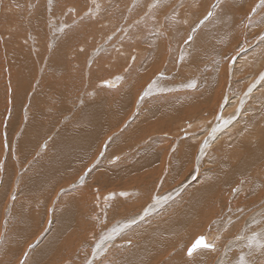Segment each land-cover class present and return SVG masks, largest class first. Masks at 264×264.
Returning a JSON list of instances; mask_svg holds the SVG:
<instances>
[{
	"label": "rangeland",
	"instance_id": "obj_1",
	"mask_svg": "<svg viewBox=\"0 0 264 264\" xmlns=\"http://www.w3.org/2000/svg\"><path fill=\"white\" fill-rule=\"evenodd\" d=\"M0 17V264H133L128 253L156 246L135 264H191L197 235L215 241L197 264H264V0H0ZM83 105L101 107L99 121L63 126ZM57 130L95 148L65 139L76 157L58 143L47 161L77 163L61 181L71 187L9 216L13 162L43 161ZM171 219L183 235L167 226L140 244L139 232Z\"/></svg>",
	"mask_w": 264,
	"mask_h": 264
},
{
	"label": "crops",
	"instance_id": "obj_2",
	"mask_svg": "<svg viewBox=\"0 0 264 264\" xmlns=\"http://www.w3.org/2000/svg\"><path fill=\"white\" fill-rule=\"evenodd\" d=\"M92 96H94V93H93ZM93 108H97V107H90L89 108V106H88L83 111L80 110V114L79 113L77 114V121H80V126L83 127V129L88 128L90 126L89 119L87 118V120H86V117L84 119L83 115L85 116V115L90 114L88 116H94V114H93L94 112L92 110ZM97 113L98 112H96L94 118L99 119V117H96V116L97 115L100 116V114L99 113L97 114ZM72 118H74V117L72 116ZM69 119H71V118L68 117V119L65 122H64V120H65L64 119L63 120V123H65V125H67L69 123H72L74 121H75V123H77L76 119L75 120L72 119L71 121ZM81 119H83V120H81ZM65 125H63V126H65ZM67 130L69 132L71 129H67ZM58 132H59V130H58ZM60 132H62V131H60ZM60 132L58 133L59 136H55V138L53 139L54 147L53 148L52 147H47L49 151L52 150L50 152H47V154L46 153L44 154L45 155V158L47 157L46 159H48V160H50L49 159V156L54 151L55 147L58 146V143H59L60 140H61L60 142H62V143H59L60 144V147H62L63 144L64 145L66 144V142L63 140L64 138H61V133ZM64 132H65V130H64ZM139 132H141V131H139ZM63 134H64V136H62V137H65V134H66V136H68L67 132L66 133H63ZM130 134H134V140L136 141V137H137L136 131L135 132H134V130L133 131H130ZM141 138H142L141 137V134L139 133L138 134V140H140ZM65 139H67V138L65 137ZM86 139L88 140V138H86ZM56 141H58V142L56 143ZM87 142L91 143V140H88ZM87 142L85 143V146L88 145ZM72 145H74V144L69 145L68 151H67V147H66L67 144L65 145V147H66L65 149H66L67 152H69V151H72L73 152V149H74L75 153H77L76 155H78L79 153H81L79 151L80 149L78 148L77 145H74V146H72ZM75 146L77 147V149H76ZM73 147H75V148H73ZM50 148H52V149H50ZM61 151H63V150H61ZM44 152H45V149H44ZM60 154H61V152H60ZM82 155L86 156V154H84V153ZM39 157H44V156H41L40 155ZM58 158L59 157L56 156V158H54V159H58ZM115 158L116 157L114 156L112 159H115ZM44 160L45 159H43V161L39 162V160H37V158H35L34 160L28 162L27 160L26 161H23V160H19L18 159L17 161L25 162L22 165V167L25 165V167L22 170H21L22 167L19 168V163L13 162L14 169H15L14 170V174L12 176L13 179L12 178H9L6 181L11 186V189H10L11 190V194L9 195V199L11 200V203H10L9 206H7V214H9V216L14 212L13 218H21L22 214L24 212L27 213L28 210L40 211V208L39 207H36L34 205L39 196H52L54 194V191L53 190L59 189V187H61V188L67 187V186L71 187L70 186V183H68V184H66V185L63 186L61 184V181L64 180V179H72V178H74V176L72 174H74V173H76L78 171L77 163H74V166H75L74 168H67L68 162H64L62 160H59V162H56L54 164V168H53V167L50 166L49 162H47L45 164ZM63 162H64V164H63ZM70 162H69V166H71L70 164H72V162L71 163ZM44 164L47 165V167L50 166L51 168L50 169H47V167ZM60 165H61V168L59 167ZM55 167H58V168H55ZM63 169H66L67 170L66 171V174H63L62 173L61 170H63ZM44 170H48L49 172H52V173H54L57 170L55 173H57L59 171V175L55 176L56 177L55 178V177H52L51 175L49 176V174H47ZM24 171H25V173H24ZM70 171H71V173L69 174ZM21 172H22V174H21ZM92 172L93 171L91 170V171H88L87 173L91 176ZM120 172L122 173L121 176H119ZM42 173H44V176H43ZM114 176H118L119 178L121 177L123 179L125 177V172H123L122 170H118L117 175H114ZM21 180H23V181H21ZM30 184H32V185H30ZM125 185H126V183H123L122 186H125ZM23 187L24 188L27 187V188H25V190H24ZM37 189H39V190H37ZM26 190L27 191L29 190L28 191L29 193H27ZM30 191H32V192H30ZM24 192H25V194H24ZM17 198H19V199H17ZM17 201L18 202L20 201L19 204H21L22 206L21 205L19 206ZM44 203H45V201L44 200H41L37 204H44ZM15 204H17V205H15ZM17 206H19V208H21V207H23V208L19 209ZM23 210H24V212H23ZM26 219H28V218L26 217Z\"/></svg>",
	"mask_w": 264,
	"mask_h": 264
},
{
	"label": "bare ground",
	"instance_id": "obj_3",
	"mask_svg": "<svg viewBox=\"0 0 264 264\" xmlns=\"http://www.w3.org/2000/svg\"><path fill=\"white\" fill-rule=\"evenodd\" d=\"M3 9V8H2ZM1 9V10H2ZM1 18V17H0ZM1 21H3V20H1ZM1 25V24H0ZM210 25V24H209ZM3 26V25H2ZM3 28V27H2ZM204 28H206L207 30H208V25L206 26V27H204ZM203 28V29H204ZM205 30V29H204ZM201 31V30H200ZM202 32V31H201ZM204 32V31H203ZM198 34H200V33H197V36H198ZM11 37V36H10ZM9 39V38H8ZM13 39L11 38V41H12ZM0 44H1V41H0ZM6 44V43H5ZM10 44V43H9ZM8 44H6V46H7ZM12 45V44H11ZM11 45H9V48L10 47H12ZM191 46V45H190ZM8 47V46H7ZM17 47H18V45H17ZM12 49H13V47H12ZM18 49H20V48H18ZM16 51V50H15ZM182 53H184V51H182ZM14 57H15V55H14ZM16 58V57H15ZM15 60V59H14ZM18 60V59H17ZM14 62V61H13ZM43 62V61H42ZM32 63V62H31ZM33 64V63H32ZM86 64V63H85ZM25 65H26V63H25ZM160 70V69H159ZM113 76V75H112ZM114 77V76H113ZM111 78V77H110ZM110 78H108L107 80L105 79V82H103V83H105L106 85H114L115 86V84H113V82L111 81V79ZM151 78V77H150ZM103 80V79H102ZM101 80V81H102ZM109 80V82H106V81H108ZM114 80H115V82H117L116 81V78H114ZM166 80V79H165ZM193 80V79H192ZM160 81V80H159ZM187 81H191V80H189V79H187L186 80V82ZM83 82V81H82ZM100 82V81H99ZM99 82H97V83H99ZM193 82V81H192ZM131 83V82H130ZM165 83V82H164ZM132 84V83H131ZM130 84V85H131ZM182 84H184V83H182ZM171 85V84H170ZM117 86V85H116ZM162 86H163V84H162ZM161 86V87H162ZM169 86V85H168ZM193 86V85H192ZM112 87V86H111ZM165 87V86H164ZM112 88H114V87H112ZM127 88H129V89H131L130 87H127ZM160 88V87H159ZM165 88H167V87H165ZM172 88V87H171ZM102 89V88H101ZM134 89V88H133ZM157 88H155V87H153V90H156ZM163 89V88H162ZM177 89V88H176ZM116 90V89H115ZM114 90V91H115ZM150 90H152V89H150ZM150 90H148V91H150ZM158 90V89H157ZM180 90V89H179ZM182 90V89H181ZM159 91V93H158V95L160 94V90H158ZM175 91V90H174ZM178 91V90H177ZM187 91V90H186ZM116 92V91H115ZM121 92V91H120ZM155 92V91H154ZM188 92V91H187ZM132 93H133V91H132ZM157 93V92H156ZM190 94V93H189ZM114 95V94H113ZM130 95V94H129ZM161 95V94H160ZM178 95V94H177ZM184 94H182L181 95V97L183 96ZM127 96V95H126ZM173 96V95H172ZM175 96H176V94H175ZM187 96V95H186ZM189 96V95H188ZM187 96V97H188ZM191 96V95H190ZM125 97V96H124ZM149 97H151V96H149ZM167 97H169V96H167ZM178 97V96H177ZM186 97V98H187ZM111 98V97H110ZM122 98V97H121ZM128 98H129V96H128ZM165 97H163V99H164ZM114 99V98H113ZM162 99V98H161ZM172 99H175V98H172ZM183 99H185L184 97H183ZM118 100H120V97H119V99ZM164 101V100H163ZM167 101V100H166ZM179 101V100H178ZM180 101H182V99L180 100ZM169 102V101H168ZM186 101L185 100H183V102L181 103V104H183V103H185ZM121 103V102H120ZM82 104V103H81ZM117 104V103H116ZM170 104H172V103H170ZM186 104V103H185ZM185 104H183V105H185ZM158 105V104H157ZM182 105V106H183ZM178 106H180V104L178 105ZM78 107V106H77ZM90 107H96V106H90ZM97 108H100V109H102L101 107H97ZM179 108V107H178ZM181 108H184V107H181ZM180 108V109H181ZM187 108H188V106H187ZM186 108V109H187ZM85 109V106L83 105V107L80 109V110H84ZM96 109V108H95ZM116 109V108H115ZM180 109H179V111H178V114H179V112H180ZM77 110H79V109H77ZM93 110V109H92ZM97 110V112H98V109H96ZM182 111H183V109H181ZM187 111V110H186ZM185 111V112H186ZM90 112V111H89ZM93 112H95V111H93ZM74 113V112H73ZM77 113V112H76ZM92 113V112H91ZM171 113V114H170ZM170 115L172 116V112L170 111ZM184 113V112H183ZM75 114V113H74ZM79 114H80V112H79ZM94 114V116H92V117H95V114L96 113H93ZM98 114V113H97ZM101 114V113H100ZM180 114H181V112H180ZM179 114V115H180ZM88 115H90V114H88ZM167 115V114H166ZM170 115H168V116H170ZM185 115V117L188 115V113L187 114H184ZM183 115V116H184ZM118 116V115H117ZM91 117V116H90ZM96 117H98V115L96 116ZM102 117V116H101ZM116 117V116H115ZM75 118V117H74ZM161 118V117H160ZM76 119V118H75ZM102 119V118H101ZM104 119V118H103ZM102 119V120H103ZM169 119V118H168ZM171 119V118H170ZM81 120H83V119H81ZM86 120H87V118H86ZM91 120V119H90ZM181 120H183V119H181ZM201 120V119H200ZM98 121H99V119H98ZM185 121V120H184ZM183 121V122H184ZM64 122H65V120H64ZM91 122V121H90ZM102 122H104V121H102ZM166 122H169V124H170V121H166ZM188 122V121H187ZM77 123H79L80 124V121H77ZM77 123H76V125H77ZM110 123V122H109ZM191 123V122H190ZM75 124V123H74ZM39 125V124H38ZM63 125H65V123L63 124ZM83 125V124H82ZM85 125V124H84ZM78 126V125H77ZM96 126V125H95ZM105 126V125H104ZM108 126V125H107ZM188 126V125H187ZM191 126V125H190ZM66 127V126H65ZM111 127V126H110ZM110 127H107V128H110ZM189 127V126H188ZM38 128V127H37ZM83 128V127H82ZM89 128V127H88ZM101 128V127H100ZM185 128V127H184ZM261 128V127H260ZM60 129V128H59ZM69 129V128H68ZM78 129V128H77ZM76 129V130H77ZM39 130H40V128L39 129H37L36 130V132H35V134H41L42 135V133H40L39 132ZM74 131V133L76 132L77 133V131ZM94 130H95V128H94ZM97 130V129H96ZM194 130V129H193ZM44 131V130H43ZM49 131V130H48ZM66 131V130H65ZM70 131H72V130H70ZM80 131L81 130H78V133L76 134V135H79L80 134ZM45 132H47V131H45ZM50 132H51V130H50ZM57 132H58V130H57ZM59 132H60V130H59ZM58 132V133H59ZM67 132V131H66ZM186 132V131H185ZM190 132V131H189ZM193 132V131H192ZM238 132V131H237ZM242 132V131H241ZM49 133V132H48ZM61 133V138H64V137H62V136H64V134L63 133H65L64 132V130L62 131V132H60ZM68 133V132H67ZM105 133H106V131H105ZM52 134V133H51ZM24 135V134H23ZM29 135V134H28ZM40 135V136H41ZM68 135H69V133H68ZM75 135V134H74ZM85 135V136H84ZM84 135H81L80 134V137H76V138H74V139H78V140H80L81 142L82 141H84V143H81L80 142V145H82L83 144V146H85V143L88 141V140H91V143H89V142H87L88 143V145L89 144H92V139L90 138V139H86V138H89L88 137V135H87V137H86V134H84ZM195 135V134H194ZM237 135V134H236ZM16 136V135H15ZM81 136H82V138H81ZM84 136V137H83ZM190 136V135H189ZM14 137V136H13ZM12 137V138H13ZM28 137H30V138H32L33 137V135H31V136H28ZM34 137H35V135H34ZM42 137V136H41ZM66 138H70V137H67V136H65ZM71 137L73 138V136H72V134H71ZM254 137V136H253ZM30 138H28V141H26V143L24 144V145H22V146H24V147H29V145L31 144L30 143ZM43 138V137H42ZM60 138V139H61ZM72 138H70V139H72ZM85 138V139H84ZM82 139V140H81ZM93 139H94V137H93ZM185 139V138H184ZM56 140V139H55ZM64 141H65V138L63 139ZM87 140V141H86ZM95 140V139H94ZM202 140V139H201ZM25 141V140H24ZM61 141V140H60ZM59 141V143H62V142H60ZM117 141V140H116ZM188 141V140H187ZM190 141V140H189ZM188 141V142H189ZM58 141H56V143H57ZM72 142V141H71ZM74 142V141H73ZM180 142H182V141H180ZM21 144H23L22 142H20ZM95 143V142H94ZM38 144H41V143H39L38 142ZM71 144H74V143H71ZM70 144V145H71ZM101 144V143H100ZM109 144V143H108ZM115 144V143H114ZM154 144H156V143H154ZM188 144V143H187ZM191 144V143H190ZM247 144V143H246ZM54 145V144H53ZM66 145V144H65ZM64 145V146H65ZM75 145V144H74ZM74 145H72V146H74ZM78 145V144H77ZM88 145L86 146V148L85 147H82L83 149L85 148V150H87V148H88ZM97 145V144H96ZM180 145V144H179ZM189 145V144H188ZM197 145V144H196ZM244 145V144H243ZM40 146V145H39ZM67 146H69V145H67ZM66 146V147H67ZM94 146V148H95V145H91V146H89V148L91 147H93ZM100 146V145H99ZM131 146V145H130ZM182 146V145H181ZM261 146V145H260ZM18 147H20L21 148V145H19ZM17 147V148H18ZM66 147H64V148H66ZM76 147V146H75ZM75 147H73V148H75ZM98 147V146H97ZM114 147V146H113ZM154 147V146H153ZM152 147V148H153ZM186 147H187V145H186ZM190 147L192 148V146L190 145ZM193 147H195V146H193ZM53 148V147H52ZM52 148H50V149H52ZM59 148V147H58ZM61 148V147H60ZM64 148H61V150L62 149H64ZM71 148V147H70ZM188 148V147H187ZM245 148H246V146H245ZM24 149V148H23ZM23 149L21 148V151L23 152ZM27 149V148H26ZM30 149V148H29ZM76 149H77V147H76ZM97 149V148H96ZM148 150L149 149H151V148H147ZM19 150V149H18ZM31 150V149H30ZM40 150V149H39ZM85 150H84V152L83 153H85ZM93 150H95V149H93ZM249 150V149H248ZM261 150V149H260ZM16 151V150H15ZM20 151V150H19ZM50 151H52V150H50ZM68 151V150H67ZM73 151H74V149H73ZM83 151V150H82ZM90 151V150H89ZM88 151V152H89ZM97 151H98V149H97ZM139 151V150H138ZM138 151H136V152H138ZM31 152V151H30ZM44 152V151H43ZM64 152H66V150H64ZM69 152H72V151H69ZM77 152V151H76ZM91 152V151H90ZM89 152V153H90ZM93 152V151H92ZM251 152L253 153V151L251 150ZM28 153H29V151H28ZM45 153V152H44ZM58 154L60 153V152H57ZM98 153V152H97ZM108 153H110V152H108ZM140 153H141V151H140ZM139 153V154H140ZM172 153V152H171ZM242 153V152H241ZM251 153V154H252ZM254 153H255V151H254ZM24 154H26V153H24ZM47 154V153H46ZM67 155L69 154V153H66ZM77 154V153H76ZM136 155H138L137 153H135ZM166 154V153H165ZM246 154V153H245ZM62 155V154H61ZM60 155V156H61ZM91 155V154H90ZM94 155V154H93ZM135 155V156H136ZM144 155V154H143ZM253 156H254V154H252ZM17 156H19V155H17ZM21 156H23V155H21ZM27 156H28V154H27ZM64 156H66V155H64ZM69 156V155H68ZM68 156H66V157H68ZM71 156V155H70ZM68 157V158H70V159H72L73 157L71 156V157ZM73 156H74V153H73ZM80 156H81V154H80ZM92 156V155H91ZM112 156V155H111ZM146 156V155H145ZM166 157H168L167 155H165ZM242 156H243V154H242ZM257 156V155H256ZM20 157V156H19ZM18 157V158H19ZM44 157H45V155H44ZM44 157L43 158H41V159H44ZM56 157V156H55ZM58 157V156H57ZM65 157V158H66ZM76 157H77V155H76ZM79 157V156H78ZM94 157V156H93ZM134 157V156H133ZM171 157V156H170ZM238 157V156H237ZM21 158V160H22V158H24V156L23 157H20ZM47 158V157H46ZM45 158V160H44V162H45V164L47 163V162H49V161H47L48 159H46ZM79 158H82V157H79ZM143 158V157H142ZM176 158V157H175ZM219 158V157H218ZM17 159V158H16ZM26 159V158H25ZM50 159V158H49ZM59 159V158H58ZM69 159V160H70ZM117 159H118V157H117ZM120 159V158H119ZM124 159V158H123ZM132 159V158H131ZM156 159V158H155ZM250 159H251V157H250ZM256 159H257V157H256ZM20 160V159H19ZM24 160V159H23ZM52 161H53V159H51ZM87 160V159H86ZM106 160V159H105ZM137 160H140V158L139 159H137ZM145 160V159H144ZM151 160V159H150ZM153 160V159H152ZM163 160V159H162ZM175 160H177V158L175 159ZM174 160V161H175ZM72 161V160H71ZM133 161H135L134 159H133ZM146 161V160H145ZM154 161V160H153ZM235 161V160H234ZM19 162H22V161H19ZM90 162H91V160H90ZM119 163H120V161H118ZM122 162V161H121ZM129 162V161H128ZM142 162H144V161H142ZM180 162V161H179ZM262 162V161H261ZM17 163V162H16ZM71 163V162H70ZM73 163H75V162H73ZM106 163V162H105ZM130 163V162H129ZM148 163V162H147ZM170 164H171V162H169ZM240 163H243V162H240ZM44 164V165H45ZM58 164V163H57ZM63 164H64V162H63ZM107 164V163H106ZM121 164H123V162L121 163ZM177 164H178V162H177ZM59 165V164H58ZM71 165V167L70 168H74V167H72V164H70ZM74 165V164H73ZM92 165V164H91ZM117 164H115V166H116ZM233 165V164H232ZM21 166V165H20ZM19 166V167H20ZM25 166V165H24ZM46 167H47V165H45ZM69 166V165H68ZM113 167H114V164L112 165ZM117 166H119V164L117 165ZM123 166V165H122ZM150 166H152L151 164H150ZM172 166H174V165H172ZM244 167H245V165H243ZM60 168H61V165L59 166ZM66 167V166H65ZM89 167H90V165H89ZM111 167V166H110ZM236 167V166H235ZM234 167V168H235ZM238 167V166H237ZM23 168V167H22ZM51 167L49 166V167H47V169H50ZM55 168H58V167H55ZM118 168V167H117ZM117 168H116V170H117ZM124 168V167H123ZM174 169V168H173ZM247 169V168H246ZM15 170V169H14ZM110 170V169H109ZM181 170V169H180ZM261 170V169H260ZM57 171V170H56ZM55 171V172H56ZM62 171V170H61ZM65 171H67V170H65ZM128 171V170H127ZM170 171V170H169ZM175 171V170H174ZM264 171V170H263ZM54 172V173H55ZM59 172V171H58ZM108 172V171H107ZM241 172H242V169H241ZM246 172V171H245ZM249 172V171H248ZM24 173H25V171H24ZM109 173V172H108ZM177 173V172H176ZM181 173V172H180ZM205 173V172H204ZM259 173V172H258ZM21 174H22V172H21ZM43 174V176H44V173H42ZM59 174V173H58ZM78 174V173H77ZM210 174V173H209ZM16 175V174H15ZM26 175V174H25ZM34 175V174H33ZM187 175V174H186ZM202 175H204V174H202ZM236 175V174H235ZM240 175V174H239ZM18 176V175H17ZM42 176V177H43ZM48 176V175H47ZM50 176V175H49ZM55 176V175H54ZM250 176V175H249ZM6 178V177H5ZM15 178V177H14ZM38 178V177H37ZM56 178V177H55ZM54 178V179H55ZM189 178V177H188ZM200 178L201 177H199L198 179L200 180ZM204 178V177H203ZM210 178V177H209ZM13 179V178H12ZM28 179V178H27ZM42 179V178H41ZM197 179V180H198ZM251 179V178H250ZM33 180V179H32ZM18 181V180H17ZM21 181H23V180H21ZM42 181V180H41ZM205 181H206V178H205ZM30 182V181H29ZM43 182V181H42ZM13 184V183H12ZM15 185V184H14ZM26 185V184H25ZM30 185H32V184H30ZM5 186V185H4ZM18 186V185H17ZM29 187V186H28ZM35 187V186H34ZM37 187V186H36ZM2 188L4 189V187L2 186ZM10 189H11V186L9 187ZM14 188V187H13ZM17 188V187H16ZM25 188H27V187H25ZM25 188L23 187V189L25 190ZM8 189V188H7ZM7 189H5V190H7ZM30 190V189H29ZM28 190V191H29ZM37 190H39V189H37ZM17 191V190H16ZM27 190H26V192L27 193H29ZM30 192H32V191H30ZM205 192H207L206 190H205ZM224 193V192H223ZM24 194H25V192H24ZM116 194H121V192H119V193H116ZM124 194H127V192L126 193H124ZM123 194V195H124ZM204 194V193H203ZM20 195V194H19ZM23 195V194H22ZM170 195V194H169ZM22 197V196H21ZM109 197V196H108ZM106 198V197H103L102 199H101V202H108V200L111 198V197H113V196H110V198ZM217 197V196H216ZM17 199H19V198H17ZM112 199V198H111ZM149 199V198H148ZM114 200V199H113ZM18 202V201H17ZM20 202V201H19ZM19 202H18V205L20 206L21 204H19ZM212 202V201H211ZM217 202V201H216ZM204 203V202H203ZM15 205H17V204H15ZM14 205V206H15ZM104 205H105V203H104ZM184 205V204H183ZM19 206H17L18 208H19ZM22 206V205H21ZM112 206V205H111ZM210 206V205H209ZM115 207H118L117 205L115 206ZM115 207H113V209L111 210V211H114V212H116L115 211ZM154 207V206H153ZM17 208V209H18ZM21 208H23V207H21ZM21 208H19V209H21ZM151 208V207H150ZM97 209V208H96ZM117 209H119V208H117ZM125 209V208H124ZM129 209V208H128ZM14 210V209H13ZM69 210V209H68ZM73 210V209H72ZM180 210H181V208H180ZM179 210V211H180ZM177 211V210H176ZM215 211V210H214ZM23 212H24V210H23ZM87 212V211H86ZM109 212V211H108ZM122 212V211H121ZM147 212H149V211H147ZM161 212V211H160ZM178 212V211H177ZM177 212H174V213H172V215L174 214L175 215V213H177ZM25 213V212H24ZM67 213V212H66ZM93 213V212H92ZM142 213V212H141ZM13 214V213H12ZM19 214V213H18ZM71 214V213H70ZM75 214H76V212H75ZM74 214V215H75ZM228 214V213H227ZM59 215V214H58ZM64 215V216H63ZM63 217H59V218H65L66 216V214H65V212L63 213ZM73 215V216H74ZM77 215V214H76ZM98 215V214H97ZM143 215V214H142ZM147 215V214H146ZM149 215V214H148ZM157 215V214H156ZM21 216V215H20ZM19 216V217H20ZM25 216V215H24ZM85 216V215H84ZM172 217V216H171ZM21 218L23 219L24 217L23 216H21ZM67 218V217H66ZM89 218V217H88ZM92 218V217H91ZM145 218V217H144ZM173 218V217H172ZM19 219V218H18ZM174 219V218H173ZM173 219H171V223H168L167 225L166 224H164L165 226L164 227H160L159 226V228H155V230L153 229V230H150V231H146V229L144 228V231H141V232H139V235L137 236L136 235V238H138V239H142V240H145V241H142L140 244L141 245H143V246H145V244H146V246H147V244L149 245V244H153V242L154 241H151L150 242V238H152V237H156V236H158L157 235V233L159 232V231H164V228H166L167 226L168 227H170L169 229H170V231H168L170 234H172L173 236H179V234H181V235H183L182 233L185 231V227H184V222H175V220H173ZM58 220H60V219H58ZM58 220H56V221H58ZM62 220V219H61ZM122 220V219H121ZM169 220V219H168ZM185 220V219H184ZM17 221V220H16ZM79 221V220H78ZM85 221V220H84ZM177 221V220H176ZM122 222H123V220H122ZM169 222V221H168ZM19 223V222H18ZM26 223V222H25ZM59 222H57V224H58ZM90 223H91V221H90ZM124 223V222H123ZM89 224V223H88ZM160 224V223H159ZM62 225H63V220H62ZM66 225H67V223H66ZM140 225H142V224H140ZM144 225H146V224H144ZM153 225V224H152ZM27 226V225H26ZM71 226V225H70ZM162 226H163V224H162ZM20 227V226H19ZM59 227V226H58ZM57 227V228H58ZM97 227V226H96ZM146 227V226H145ZM63 228V227H62ZM65 228V227H64ZM63 228V229H64ZM18 229V228H17ZM21 229V228H20ZM58 229H60V227L58 228ZM63 229H62V232H63ZM148 229H151V228H149L148 227ZM66 230H67V228H66ZM86 230V229H85ZM55 230H53V232H54ZM60 231H61V229H60ZM138 231V230H137ZM155 231V232H154ZM59 232V231H58ZM61 232V233H62ZM61 233H59V234H61ZM70 233H71V231H70ZM203 233V232H202ZM202 233H200V234H202ZM208 233V232H207ZM210 233H212V232H210ZM59 234H55V235H57V236H59ZM105 234H106V232H105ZM69 235H71V234H69ZM73 235V234H72ZM71 235V236H72ZM154 235V236H153ZM213 235V234H212ZM259 235V234H258ZM52 236H53V234H52ZM62 236V235H61ZM203 237V238H205V241H206V243H208V245H210V246H212V247H208V248H205V247H200V248H197V249H195V250H198V251H196V253H195V255H193V258H191V259H189V260H186V258H185V261H188L189 263H191V264H197V263H204L205 261L204 260H206L207 258H209L208 257V255L209 254H206L205 252V250H207V249H209V251L210 250H213V249H215V245H214V242H210V241H208V237L207 236H205V235H197V237ZM225 236V235H224ZM54 237H56V236H54ZM63 238V237H62ZM61 238V239H62ZM194 238V237H193ZM192 238V240H191V243L194 241V239L196 238V236H195V238L193 239ZM212 238V236L210 237V239ZM213 238H214V236H213ZM50 240H52V238H51V234H50V238H49ZM56 239V238H55ZM70 239V238H69ZM175 239V238H174ZM54 240V239H53ZM148 240V241H147ZM212 241V240H211ZM57 242V241H56ZM219 243V242H218ZM63 244V243H62ZM188 244V243H187ZM185 245V244H184ZM191 244H189V246H190ZM65 246V245H64ZM152 246V245H151ZM156 246V245H155ZM167 246V245H166ZM216 246H218V244L216 245ZM220 246V245H219ZM19 247V246H18ZM54 247V246H53ZM148 247V246H147ZM150 247V246H149ZM157 247V246H156ZM156 247L155 248H153L152 249V252L153 251H155V249H156ZM221 247V246H220ZM219 247V248H220ZM140 248V247H139ZM139 248H137L136 249V251H134L133 252V254H132V252L131 253H128V255H129V259L131 260V262L133 263V264H135V263H137V262H140L141 261V259L144 261V259H146V261H148L147 259L149 258V257H151V256H148L149 254L151 255V251H150V249L152 248H150V249H146V247H145V249L143 248V247H141V249L139 250ZM158 248V247H157ZM163 248V247H162ZM218 248V249H219ZM185 249L187 250L188 249V247L186 246L185 247ZM216 249H217V247H216ZM48 250V249H47ZM53 250H54V248H53ZM168 250V249H167ZM23 251V250H22ZM149 251H150V253H149ZM184 252H185V250H183ZM216 251V250H215ZM181 252V251H180ZM194 252V251H193ZM207 252H208V250H207ZM219 251L217 250V252L216 253H218ZM163 253V252H162ZM175 253V252H174ZM213 253H214V251H213ZM167 254V253H166ZM44 255H45V253H44ZM165 255V254H164ZM184 256H185V254H183ZM239 255V254H238ZM210 256V255H209ZM45 257H46V255H45ZM192 257V256H191ZM155 258V257H154ZM220 258V257H219ZM41 259H43V258H41ZM187 259H188V257H187ZM41 261H44V259L43 260H41ZM37 262V261H36ZM145 262V261H144ZM169 262V261H168ZM44 263H45V261H44ZM147 263V262H146ZM169 264V263H168ZM171 264H176V261L175 262H173V263H171ZM188 264V263H187Z\"/></svg>",
	"mask_w": 264,
	"mask_h": 264
},
{
	"label": "water",
	"instance_id": "obj_4",
	"mask_svg": "<svg viewBox=\"0 0 264 264\" xmlns=\"http://www.w3.org/2000/svg\"><path fill=\"white\" fill-rule=\"evenodd\" d=\"M203 237H196L195 239H194V241L191 243V245L188 247V249H187V251H186V254L188 255V252H189V250H192V253H193V251H195V249H197V248H200V247H197V244H198V241H200L201 239H202ZM203 240H204V242L206 243V241H205V238H203ZM206 244H208V243H206ZM212 247V246H211Z\"/></svg>",
	"mask_w": 264,
	"mask_h": 264
},
{
	"label": "snow or ice",
	"instance_id": "obj_5",
	"mask_svg": "<svg viewBox=\"0 0 264 264\" xmlns=\"http://www.w3.org/2000/svg\"><path fill=\"white\" fill-rule=\"evenodd\" d=\"M197 247H205V248H208V247H211L210 245L206 244L203 240V238L198 241V244H197ZM188 255L191 256L192 255V250H189L188 252Z\"/></svg>",
	"mask_w": 264,
	"mask_h": 264
}]
</instances>
